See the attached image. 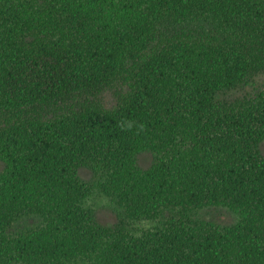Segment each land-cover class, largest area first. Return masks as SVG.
I'll use <instances>...</instances> for the list:
<instances>
[{"label":"trees","instance_id":"trees-1","mask_svg":"<svg viewBox=\"0 0 264 264\" xmlns=\"http://www.w3.org/2000/svg\"><path fill=\"white\" fill-rule=\"evenodd\" d=\"M263 142L264 0H0V264H264Z\"/></svg>","mask_w":264,"mask_h":264},{"label":"rangeland","instance_id":"rangeland-1","mask_svg":"<svg viewBox=\"0 0 264 264\" xmlns=\"http://www.w3.org/2000/svg\"><path fill=\"white\" fill-rule=\"evenodd\" d=\"M257 78L262 79L263 76H258ZM252 88L250 86H246L242 89L239 90H233L230 91L229 94L232 96H237V95H241L243 93H247L250 92ZM261 149L264 153V142L261 146ZM152 155L150 153H141L138 157V161L140 163L141 166L143 167H147L148 165L151 164L152 162ZM97 217L100 220V222H102L103 224H113L114 222H116L117 220V216L114 214V211L109 209L106 205L104 204H100L98 206V210H97ZM208 218H212L215 219L217 221H223L224 223L231 221L232 217L231 215H228L227 213L223 212V213H215V214H211L207 216Z\"/></svg>","mask_w":264,"mask_h":264},{"label":"clouds","instance_id":"clouds-1","mask_svg":"<svg viewBox=\"0 0 264 264\" xmlns=\"http://www.w3.org/2000/svg\"><path fill=\"white\" fill-rule=\"evenodd\" d=\"M129 127H131V125H129Z\"/></svg>","mask_w":264,"mask_h":264}]
</instances>
